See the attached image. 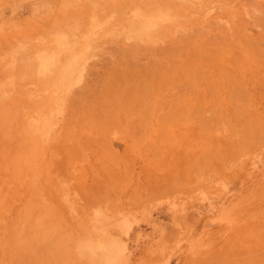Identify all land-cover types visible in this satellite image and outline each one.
I'll list each match as a JSON object with an SVG mask.
<instances>
[{
	"label": "rangeland",
	"instance_id": "1",
	"mask_svg": "<svg viewBox=\"0 0 264 264\" xmlns=\"http://www.w3.org/2000/svg\"><path fill=\"white\" fill-rule=\"evenodd\" d=\"M249 1L0 0V264H264Z\"/></svg>",
	"mask_w": 264,
	"mask_h": 264
},
{
	"label": "bare ground",
	"instance_id": "2",
	"mask_svg": "<svg viewBox=\"0 0 264 264\" xmlns=\"http://www.w3.org/2000/svg\"><path fill=\"white\" fill-rule=\"evenodd\" d=\"M246 4L248 5L247 8H250L254 14L264 16V0H250ZM58 39L62 40L60 38ZM177 207H178V204H171V206L168 207L167 211H168V214L171 216V218L172 217H174V219L176 218L175 214H176ZM128 227H129L128 220L124 219L123 228H125L126 230L128 229ZM115 244L111 246L110 250L108 251L109 253L107 252V255H106L107 257L105 260L107 262L106 264H122V263L125 264L124 260L121 257L122 255H124L126 247H122L120 245L116 246ZM117 247H118V250H116ZM115 254H117V257H114Z\"/></svg>",
	"mask_w": 264,
	"mask_h": 264
}]
</instances>
